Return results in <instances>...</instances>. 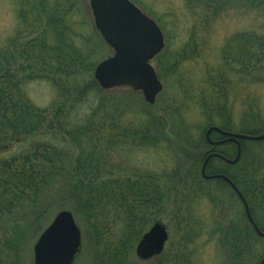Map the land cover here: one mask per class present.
I'll list each match as a JSON object with an SVG mask.
<instances>
[{"label": "trees", "instance_id": "obj_1", "mask_svg": "<svg viewBox=\"0 0 264 264\" xmlns=\"http://www.w3.org/2000/svg\"><path fill=\"white\" fill-rule=\"evenodd\" d=\"M30 1L36 2L35 5L32 4L31 17L37 18L36 21L30 18L27 21L31 38L26 41L19 35L14 42L8 40L7 44L0 46V143L3 144L1 150L24 140L32 141L29 154L24 158L21 157L22 162H17L15 158L0 160V217L5 214L12 215L13 210L17 208L27 210L30 220L27 227L30 236L42 226L43 206L50 203L51 198H54L58 192L72 199L78 213L85 216L95 239L104 236V230L100 227V218L104 215L105 218L120 215L121 226L124 225L120 241L111 247V253L102 255L103 261L111 259L115 263L118 258H124L126 251H130L129 245L134 241L133 238L145 233L143 227L140 230L141 219L134 214L141 204L145 210L149 206H158L162 186L150 181L141 185L137 180L107 181L104 178L103 165L107 159L101 148L105 142L100 136L104 134L101 129L107 123H110V129L114 128L115 131L122 132L124 129H129L131 125L127 121V113L122 111L117 101H102L101 90L92 78L94 63L83 64L89 62L91 55L88 52L83 54L75 47H70L68 50L69 38L62 37L65 33L62 23L65 19L63 12L70 11L71 6L67 4L69 0ZM130 1L143 6L141 0ZM183 1L193 19L204 23L208 21L210 15L214 16L233 0ZM244 1H248L247 9L251 10L259 20V29L254 34H243L239 38L229 40L222 51V58L227 62V67H230L228 71L237 69L239 77L253 75L257 82L264 84V0L237 2ZM203 16L204 19L201 20ZM167 49L168 47L154 60L159 69L158 77L170 73L178 64L176 61L172 62L173 59L169 57ZM59 76L64 77V82L72 86L71 91L68 92L62 87L60 80H57ZM222 76L224 79H219L225 81L227 76L224 73ZM43 78L57 92L48 109L35 106L25 93V86ZM206 83L211 87L215 86L212 78ZM199 94V97L194 96V98H198L203 111L205 123L200 126L203 127V132L209 127L216 126L223 131L246 136L255 137L263 133L264 121L259 122L260 119L256 120V124L261 128L254 131L242 128L247 121L245 118L241 120V128L233 127L232 119L228 114L230 108L228 102L226 99L221 100L218 91L215 92L214 97L208 96L205 92ZM70 100L69 111H76L78 115V112L85 109L88 116L73 127L61 124L57 127L47 126L46 113L53 109L56 119L59 120L65 106L69 104L67 101ZM215 119L219 122H215ZM146 128L148 132L152 130L158 132L157 137H153L156 139L153 140L154 145L163 144L162 131H167L176 142L182 144L184 149L196 153L194 155L197 158L183 180L178 170L173 171L174 173H170L169 176L166 175V178H163L164 182L188 188L192 192L193 199H208L209 183L200 177V168L207 156V152L203 154V151L208 148V151L211 150L204 136L190 132L191 125L179 108H171L162 118L150 117ZM53 130L59 132L55 134ZM234 130L239 131L234 132ZM61 133L68 136V142L58 139ZM142 137L147 138L149 135ZM221 139L223 138L217 134L211 135L212 141ZM240 144L242 155L237 166L242 167L241 162L244 160L258 162L255 156L251 157L247 154L246 142ZM258 144L260 143H255ZM212 151L226 159H234L236 147L226 145L214 148ZM217 162L221 166L217 167L215 165ZM232 170L233 167L224 165L218 160H211L206 166L208 176L224 175L232 179L236 175ZM161 182L162 179H159L158 183L162 184ZM258 198L255 197V200L259 201ZM189 224L190 231L186 232L183 238L184 250L188 249L192 239H199L202 236L193 220ZM258 228L264 231V228L260 226ZM210 237L217 239L221 264H258L264 257L263 240L251 229L241 225L237 227L235 222L216 221ZM18 242L19 239L13 243H4L5 247L0 248V264H18ZM162 256L163 254L160 256L161 260H157L158 264H188L189 258H192L181 254L166 261Z\"/></svg>", "mask_w": 264, "mask_h": 264}, {"label": "rangeland", "instance_id": "obj_2", "mask_svg": "<svg viewBox=\"0 0 264 264\" xmlns=\"http://www.w3.org/2000/svg\"><path fill=\"white\" fill-rule=\"evenodd\" d=\"M89 1H67L71 7L68 13L63 12L65 19L62 29L66 35L64 33L62 37L69 38L68 50L70 47H75L83 54L88 52L91 55L89 62L83 64L94 63L93 75L96 66L112 57L113 53L103 43L94 28ZM237 1L228 2L227 6L217 14L207 16L208 21L204 23L193 19L183 0H141L143 8L132 2L144 16L153 21L160 29L164 38L163 51L168 47V55L173 59L172 62L178 63L177 67L170 73L158 77L157 63L155 61L151 63L162 84V92L156 98L153 106H147L143 102L141 93L100 91L102 101L120 103L122 111L127 113V121L131 125V129H124L122 132L115 131L114 128L110 129V123L105 124V127L101 129L104 134L100 136L105 140L101 148L107 159L103 165V176L107 181L131 179L139 181L141 185L150 181L155 185L162 186L160 189L161 199L158 204L160 206H149L145 210L141 204L134 215L141 219L140 228L143 227L145 233L155 223H160L166 228L169 239L162 256L166 261L183 254L187 257L192 256L191 259L189 258L188 264H221L217 239H210L214 225L216 221L241 224L243 220L241 206L238 207L236 199L231 196L229 191L222 189L218 182L208 184L210 197L206 200L193 199L192 192L188 188L174 185V183L166 184L163 178H166V175L169 176L170 173L173 174V171L180 170L182 180L185 178V174L189 172L192 163L197 158L194 155L196 153L184 149L182 144L176 142L167 131H162L163 144L154 145L153 140L156 139L153 137L158 132L153 130L148 132L146 128L147 120L150 117L162 118L163 114L169 112L171 108H179L191 125L190 132L204 136L208 128L203 132V127H200L204 125L205 120L200 102L194 96L199 97V93L205 92L208 96L214 97L216 91L220 93V96H217L221 97V100L226 99L228 102L230 107L228 114L232 119L233 127L241 128V120L245 118L247 121L243 125V129L254 131L261 128L257 126L256 120L264 121V84L257 82L253 75L239 77L237 69L228 71L230 67H227V62L222 58V51L229 40L239 38L243 34H254L259 29V20L251 10L247 9L248 1L240 3ZM32 4L35 5L36 2L0 0V46L7 44L8 40L14 42L19 35L26 41L31 38V34L28 33L31 30L28 29L27 21H29L28 18L33 21L37 20V18L31 17ZM200 19L203 20L204 16ZM223 73L228 77L225 81H223ZM210 78L214 80L215 86L213 87L206 83ZM58 79L66 91H71L72 86L70 87L69 83L64 82V77L59 76ZM25 93L35 106L40 109H48L57 92L43 78L41 81L36 80L25 86ZM67 102L69 104L65 106L59 120L56 119L53 109L46 113L47 126L57 127L61 124L73 127L88 116L85 109L78 112V115H76V111H69L71 100ZM238 131L234 130V132ZM53 132L57 134L59 130H53ZM262 132L264 133V130ZM60 135L61 137L58 138L60 141L68 142L67 135L63 133ZM142 135H149V137L144 138ZM246 144L247 154L258 159V162L255 161L256 164L258 163V165L255 164V174L258 183L261 184L264 181V141L258 145L255 143ZM31 145L32 141L24 140L11 144L2 151L3 144L0 143V160L15 158L17 162H22L24 156L29 154ZM208 150L209 148L204 150L203 154ZM22 156L23 158H21ZM215 165L221 166L219 162ZM159 179H162V184L158 183ZM255 203L260 207L257 209L259 210L257 211L258 215L261 213L260 216L263 215V218L257 216L258 220L262 221L259 226L264 228V198ZM62 211L72 214L80 232L81 246L74 264H158L157 260L160 257L142 262L135 256L136 246L143 235L135 237L136 240L133 238L134 241L129 245L130 251H126L124 258H118L115 263L111 259L103 261L102 255L111 253V247L120 241L122 230H124V225L121 226L120 223V215L106 216V218L104 215L100 218V227L104 230V236L95 239L85 216L78 213L72 199L66 197V194L62 192H58L54 198H51L50 203L43 206L42 226L30 236L27 227L30 221L27 210L17 208L13 210L12 215L5 214L0 217V248L5 247V242L13 243L19 239L20 243L17 244L18 264H33V247L38 237L51 224L54 217ZM192 220L202 236L199 239H192L188 249L184 250L182 248L185 243L183 238H185L186 232L190 231L189 222ZM262 240V247H264V239Z\"/></svg>", "mask_w": 264, "mask_h": 264}, {"label": "water", "instance_id": "obj_3", "mask_svg": "<svg viewBox=\"0 0 264 264\" xmlns=\"http://www.w3.org/2000/svg\"><path fill=\"white\" fill-rule=\"evenodd\" d=\"M90 11L95 30L113 52L112 57L99 63L93 79L104 92L130 91L141 93L143 101L153 106L162 91L152 61L164 48V38L157 25L144 16L128 0H90ZM218 134L224 141L211 143L209 136ZM206 141L212 146L228 143L236 145L234 160H227L217 154L209 155L201 168V177L205 181H224L242 200L246 218L258 238L264 239L251 219L246 204L235 186L224 176H206L205 168L209 160L219 159L225 164L234 165L241 155L240 141H264V133L258 137L231 134L219 128L210 127L205 133ZM168 240L166 228L156 223L142 236L135 249V256L142 261L162 254ZM81 237L70 212H59L51 224L38 237L33 247V264H74L79 253ZM259 264H264V258Z\"/></svg>", "mask_w": 264, "mask_h": 264}, {"label": "flooded vegetation", "instance_id": "obj_4", "mask_svg": "<svg viewBox=\"0 0 264 264\" xmlns=\"http://www.w3.org/2000/svg\"><path fill=\"white\" fill-rule=\"evenodd\" d=\"M239 163L240 160L235 165L232 166L234 168V170L232 171L235 172L236 175H234L232 179H230L229 177L228 178L231 180V182L237 188L238 192L241 194L251 219H253L255 224L260 225L259 223L260 222L262 223V221H259L258 220L259 218L257 216L261 218L263 215L260 216L262 213L260 215H258L257 213V211H259L257 209H260V207L256 205L255 202H257L258 200L256 201L255 197H259L258 199L264 198V181H262L261 184L258 183L257 181L255 174L256 173L255 161L244 160L241 162L242 167L237 166ZM219 183L222 189H226L227 191H229L231 196L236 199L238 207L241 206L243 220L241 221V224L235 222L236 226L240 227L241 225V226H245V228L247 229H251V226L246 218L245 207L243 205L242 200L237 195H235V193L231 190L230 186L227 183L222 181H220Z\"/></svg>", "mask_w": 264, "mask_h": 264}]
</instances>
